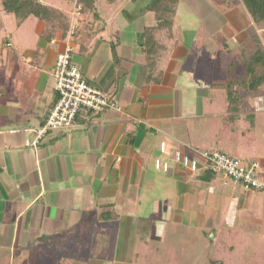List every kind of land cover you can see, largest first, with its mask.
Here are the masks:
<instances>
[{"label": "crops", "instance_id": "obj_1", "mask_svg": "<svg viewBox=\"0 0 264 264\" xmlns=\"http://www.w3.org/2000/svg\"><path fill=\"white\" fill-rule=\"evenodd\" d=\"M57 1L47 4L70 23L77 1ZM101 1L95 0V15L80 11L68 41L84 79L118 109L83 108L70 126L38 140L58 100L54 66L68 30L58 20L53 26L29 16L16 22L15 36L0 41V231L11 243L4 253L10 264L14 247L45 241L53 252L73 253L76 264H112L115 247L107 240L122 219L133 241L125 264L139 249L161 246L169 253L162 244L169 226L199 225L215 239L228 230L258 239L264 190L203 168L193 172L173 156L181 150L201 160L196 151L218 150L246 167L254 162L264 177V94L245 89L231 112L222 85V55L254 33L243 3L221 12L211 0H196L191 11L206 15L183 24L175 16L191 0H178L172 23L157 27L155 13L144 9L150 0ZM216 17L222 26H215ZM157 158L167 171L155 167Z\"/></svg>", "mask_w": 264, "mask_h": 264}, {"label": "trees", "instance_id": "obj_2", "mask_svg": "<svg viewBox=\"0 0 264 264\" xmlns=\"http://www.w3.org/2000/svg\"><path fill=\"white\" fill-rule=\"evenodd\" d=\"M76 1L82 14L92 13L95 15V0ZM211 1L221 12L233 8L241 1L254 26L264 30V0ZM176 3L177 0H150L144 9L155 13L157 27L169 26L172 23ZM0 7L5 13L15 14L18 23L33 16L53 26V22L58 20L60 24L56 26L65 32L69 27L67 17L47 3H39L36 0H0ZM77 26L78 24L76 30H78ZM227 54L226 78L222 85L226 90L227 106L231 112H234L239 108L242 92L245 89L264 94V46L260 42V37L253 33L245 42L228 50ZM237 65L242 66V69L236 73L232 68ZM212 255V264H264V225L263 234L254 240L243 238L232 230L226 231L217 238ZM63 257L60 264H76L77 258L73 253L67 252ZM0 264H10V256L8 254L1 255ZM170 264H176L174 259Z\"/></svg>", "mask_w": 264, "mask_h": 264}, {"label": "rangeland", "instance_id": "obj_3", "mask_svg": "<svg viewBox=\"0 0 264 264\" xmlns=\"http://www.w3.org/2000/svg\"><path fill=\"white\" fill-rule=\"evenodd\" d=\"M36 1L39 3H47L50 0ZM57 2L63 5L65 0H58ZM70 2L72 3V0H69V4H71ZM99 2L101 6L102 1L99 0ZM193 2L191 0L189 4H187V6L182 3L180 6V14L175 16V19L179 20L178 18L180 17L183 24L196 23L201 20L200 18H202V15L205 13V11L203 12V14L192 12L191 10H195L196 5H198L196 0H193ZM177 3H180V1L177 0ZM74 7H76V5ZM205 15L206 14H204V16ZM199 16L201 17L199 18ZM76 18L77 25L78 17L76 16ZM208 18L209 16H207L205 19L206 24L208 23ZM16 22L18 21L15 14H6L0 7V41H2V39H4L6 35L9 36V34L15 36L14 29L16 26ZM217 24H219L220 26L223 25L222 20H218L216 17L215 26ZM207 30L211 29L207 28ZM254 33H256L260 37V42L264 46V30L258 29L254 26ZM183 36L185 37V39H189L190 32H183L182 37ZM218 58L220 59L219 55ZM225 58H228V54L222 55V61L224 60V65L226 62ZM241 67L242 66L237 65L232 69H235V72L237 73L242 69ZM219 93L220 94L216 93V98L214 97V108L217 110V112L222 111L223 109V107L219 105V103L221 101L220 97L222 99L224 98L222 97V91H219ZM208 103L209 98H205V104ZM250 118L254 120V115H248V122L250 121ZM259 119L262 121V123H264V116H260ZM257 121L258 124H260L259 120ZM211 123L212 127L216 123V119L211 120ZM261 131L264 132V126L263 128L261 127ZM0 230H2V228H0ZM110 232V234H112L110 238L111 240H107V243L115 247V256L111 262L112 264H125V248L132 247L131 242H133L129 241L127 236L126 220L122 219L118 226L110 228ZM210 234L211 233L206 232V227H202L199 225L176 227L169 226L166 230L165 239L162 242L163 248L165 246L166 248H168V246L171 247L169 253L161 251V246H158L157 248L152 247V249L149 250L139 249L138 251L133 252L132 257L128 260L131 264H170L172 259H174L176 264H212V250L217 239H215L214 236L210 237ZM98 235H100V233H98ZM48 242H42L43 245H41V243L36 245V243L30 242L25 243L24 248L22 247L23 245L21 247H14V251L12 252L13 260L11 261V264H60V260L64 258L63 256L65 252L60 250L53 252V250L48 249L49 245H51V243ZM97 243L99 244V240H97ZM10 245L11 243H9V241H6V235L0 231V255H3L4 253H10ZM136 245L137 244L135 243L134 246ZM157 245L159 244L157 243ZM82 252L83 254H85L84 250H82Z\"/></svg>", "mask_w": 264, "mask_h": 264}, {"label": "built area", "instance_id": "obj_4", "mask_svg": "<svg viewBox=\"0 0 264 264\" xmlns=\"http://www.w3.org/2000/svg\"><path fill=\"white\" fill-rule=\"evenodd\" d=\"M80 13V7L77 5L72 12L64 48L56 58L54 76L58 100L47 114L44 123L39 127L38 140L50 129L70 126L78 111L83 108L92 111H98L105 106L119 108L114 101L108 99L105 91L85 80L79 68L72 62L73 45L68 40H71V36L75 34L76 16L79 17ZM160 151L163 153L166 151L164 142L160 144ZM196 153L202 158L201 160L189 156L181 150H176L173 156L176 162L193 172L203 168L213 173H221L233 181L241 182L256 190H264V177L254 172V167H256L254 162L251 163V166L246 167L240 159L218 150L196 151ZM155 167L167 171L168 163L157 158Z\"/></svg>", "mask_w": 264, "mask_h": 264}]
</instances>
